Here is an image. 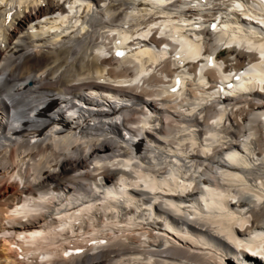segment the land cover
<instances>
[{"label":"bare ground","instance_id":"6f19581e","mask_svg":"<svg viewBox=\"0 0 264 264\" xmlns=\"http://www.w3.org/2000/svg\"><path fill=\"white\" fill-rule=\"evenodd\" d=\"M83 1L0 0V264H264V0Z\"/></svg>","mask_w":264,"mask_h":264}]
</instances>
